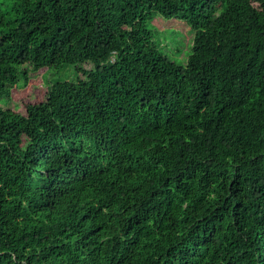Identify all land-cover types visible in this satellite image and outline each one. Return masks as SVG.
<instances>
[{"label": "trees", "instance_id": "16d2710c", "mask_svg": "<svg viewBox=\"0 0 264 264\" xmlns=\"http://www.w3.org/2000/svg\"><path fill=\"white\" fill-rule=\"evenodd\" d=\"M0 264H264V0H0Z\"/></svg>", "mask_w": 264, "mask_h": 264}, {"label": "rangeland", "instance_id": "374dc122", "mask_svg": "<svg viewBox=\"0 0 264 264\" xmlns=\"http://www.w3.org/2000/svg\"><path fill=\"white\" fill-rule=\"evenodd\" d=\"M174 21L175 19L167 20L157 16L153 21V25L161 37L172 43H166L167 48L165 52L179 64H186L194 35L191 28L186 23ZM177 50H179L180 53H176ZM43 73L44 72L32 73L31 79L27 85L12 92L13 100L9 105L24 113L28 104L43 101L47 93V80L44 78ZM64 76L65 75H61V77L58 78L64 80ZM48 78H50V75H48ZM15 105H18V108H16Z\"/></svg>", "mask_w": 264, "mask_h": 264}, {"label": "clouds", "instance_id": "9594fccd", "mask_svg": "<svg viewBox=\"0 0 264 264\" xmlns=\"http://www.w3.org/2000/svg\"><path fill=\"white\" fill-rule=\"evenodd\" d=\"M179 64V63H178ZM179 65H185V64H179ZM79 73H82V72H78V70H76V67H74V66H71V65H68V66H66L64 69H63V73H62V75H65L64 77H65V79L64 80H66V81H72V80H74L77 76L78 77H81L82 78V76L83 75H79ZM21 88V87H20ZM19 89V88H18ZM17 89V90H18ZM13 100V98L10 100V102ZM44 101V100H43ZM43 101H41V102H43ZM9 102V103H10ZM41 102H36V103H30V104H39V103H41ZM8 103V104H9ZM4 104H7L6 102L4 103ZM7 104V105H8ZM9 107H11V108H13L11 105H9ZM27 106H26V108H25V112L23 113V112H20V111H18V112H20V113H22V114H24V115H26L27 114ZM75 132V130L73 131V133Z\"/></svg>", "mask_w": 264, "mask_h": 264}, {"label": "bare ground", "instance_id": "6f19581e", "mask_svg": "<svg viewBox=\"0 0 264 264\" xmlns=\"http://www.w3.org/2000/svg\"><path fill=\"white\" fill-rule=\"evenodd\" d=\"M136 109V108H135ZM182 126V125H181ZM126 144V143H125ZM132 145V144H131ZM134 145V144H133ZM127 146V145H126ZM133 149V148H132ZM96 228V227H95Z\"/></svg>", "mask_w": 264, "mask_h": 264}]
</instances>
